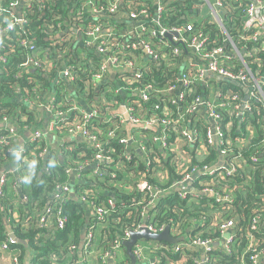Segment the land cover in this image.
Listing matches in <instances>:
<instances>
[{"label": "built area", "instance_id": "2783aa9c", "mask_svg": "<svg viewBox=\"0 0 264 264\" xmlns=\"http://www.w3.org/2000/svg\"><path fill=\"white\" fill-rule=\"evenodd\" d=\"M188 1L107 0L106 4L99 5L94 0H80L78 11H83L79 13L90 12L95 21L84 20L80 25L74 20L65 24L64 20L59 23V29L54 32L52 38L53 41L66 46L80 40L79 42L88 51H94L93 53L99 57L97 69L90 72L81 87L87 91L88 97L91 90L96 89V96L89 97L85 103L90 108L89 111L79 109L77 104L72 102L66 103V109L53 111L55 98L49 99L51 113L56 116V120L49 124V128L56 129L57 124L62 123L59 126L61 131L73 138L80 137L81 143L84 144L82 150L77 152V164L68 166L65 171L70 175L74 172L83 173L94 164L92 166L97 165V168L89 176L92 178L103 176L109 170V165L116 164L117 168L123 167V163L116 161L113 148L108 147L106 150L98 130L90 127V123L103 109L110 110L112 122L108 128V134L116 137L118 142L127 148L125 158L133 163L134 168H139L140 163L145 166V169L137 170L140 177L134 184V187L142 194L139 199L134 200L135 204L141 208L142 222L132 231L146 227L151 232L160 233L169 226L172 237H183L182 241L174 244L166 241L139 240L133 246L136 264H160L163 255H167L168 252L177 254L182 249H197L198 257L195 259V264H209V251L213 247L224 245L229 250L235 232L233 219H226L217 224L221 236L219 240H212L190 234L189 231L179 230L171 223L158 225L155 223L156 212L167 202V199L176 204L174 199H184L189 195L210 196L218 202L232 203L234 197L231 192L235 189L240 190L241 185L221 187L222 179L239 172L240 167L247 164L250 168H254L258 161L256 156H252L249 161L246 160L241 151L236 156H231L227 146L229 141L226 137V129H231V122L234 125V121H238V135L235 141L245 145L256 130V126L246 119V113L253 110L254 102L264 106V58L258 57L263 49L249 46L251 42H258L260 36H264V0H195L194 6L197 11L202 14L203 10H206L209 22L215 24L224 33V44L217 43L211 35L194 29L192 21L187 20V15L182 12ZM17 4L18 2L13 4L14 8ZM24 6H26L27 15L30 16L40 11L39 17L44 21L41 26L44 33L49 34V23L45 19L46 0H25ZM227 11L244 12L246 16L243 21L244 26L255 30L250 36L243 38L244 43L240 46L224 28L226 21L223 14ZM1 12L0 0V16ZM105 13H111L110 17L117 23L125 21L129 24L128 28L124 29L120 36L115 35L113 28L115 25L103 29V24L99 23V16ZM77 18L75 13L74 19ZM26 21L28 19L21 13V17L14 18L10 29L14 28L15 22L25 23ZM4 28H6L5 25L0 22V33ZM167 33H172L175 41H180L187 50L179 45L169 52H164V44L168 40ZM20 43L26 45L27 41L21 40ZM30 48L33 50V55L26 63L29 69L37 68L44 74L54 68L48 48L43 49L36 45H31ZM142 50L157 66L170 69L171 76L164 86L157 87L154 81L140 84L143 76L149 74L148 68L139 66L137 63V55H141ZM9 53L7 43L0 41V60L6 61ZM55 56L57 60L61 58L59 52ZM61 60L65 61V64L56 70L58 83L62 80H66L69 84L74 83L78 79L75 65L68 63L65 58ZM174 64L178 65V68L174 69ZM117 74H120L119 78L123 84L117 83L114 90L117 101L114 102L103 94L100 96L97 89L107 88ZM222 78L237 81L242 88L241 91L238 92L220 84L223 81ZM230 80L223 82L230 83ZM70 91L75 90L73 88ZM153 93L163 96L152 104L154 109L160 110V113L149 112L146 105L152 100ZM131 96L134 98H130ZM121 100L124 104L126 103L129 119L136 129V132L125 136L117 133L125 121L117 119L112 114L115 105L121 103ZM24 102L34 105V102L28 98H24ZM223 110H227L230 117L227 123H224ZM73 111L75 113L71 114ZM192 121L196 123L193 124ZM3 122L7 126V133H0V144L12 145L18 131L27 130L26 127L21 130L8 123L7 117L3 118ZM199 123L204 124V132L198 126ZM261 130L264 133V118ZM43 137V130H34L30 142L36 143ZM129 140L134 143L133 149L138 156H134L129 149ZM210 147L218 149L222 162L221 159L215 164L199 165L193 162L197 155H204L206 158ZM9 151L19 155L23 150L10 146ZM87 151L94 152L92 158L85 156ZM260 153L264 155V138ZM46 155H48V148H41L39 156L45 158ZM167 162L176 168L180 176L174 178L169 184L163 185L170 176ZM218 163L221 165L216 167ZM200 175H206V178L200 180L197 186ZM111 177L118 178V174L111 171ZM6 181V173L3 172L0 177V194ZM68 183L58 185L59 189L54 193L53 199L61 201L69 199ZM93 194V191L88 189L81 191L80 194L76 191L74 194V198L88 209L89 217L87 219L86 216L80 244H73L70 247V250L77 251L79 256L73 264H112V262L116 263L122 253L127 254L125 246L122 249L119 247L123 245L121 240H114L113 245L103 251L99 248L106 233V231H100L101 222L107 219L109 209H114L116 202L113 197H110L101 203H95V200L90 197ZM99 196L98 192L97 197ZM51 218L60 229L65 228L68 221V216L63 213L61 206H56L52 210L49 208L47 214L39 219V226L46 227ZM10 234L11 232L8 238L0 241V264H22L19 253L15 250L18 243L10 237ZM226 234H229V237H226ZM130 237L131 231L124 239L128 240ZM156 249L161 251L160 256L156 253ZM253 252L251 256L253 264L264 261V246L254 247ZM148 255L153 256L151 260H148ZM186 258L178 261L172 256H167L166 263L184 264ZM130 261L124 258L118 264H131Z\"/></svg>", "mask_w": 264, "mask_h": 264}, {"label": "trees", "instance_id": "16d2710c", "mask_svg": "<svg viewBox=\"0 0 264 264\" xmlns=\"http://www.w3.org/2000/svg\"><path fill=\"white\" fill-rule=\"evenodd\" d=\"M15 1L1 0L0 22L4 21L5 24L14 21L17 14L13 6ZM106 2L107 0H99L98 4H106ZM79 3L80 0H46L45 19L49 23V34L43 31L41 25L44 21L39 17L40 11H38L32 16L26 15L25 18L28 21L25 23L15 22L14 28L5 37L1 38V42L7 43L10 53L7 55L6 61L0 60V121L3 122V118L7 117L8 123L21 128V130L25 127L27 130L32 131L43 130L44 114L41 108L28 105L24 102V98L38 104L41 94L52 93L55 97L53 111H57L58 109H66V103L69 104L73 100H83L86 103L89 97L96 96L97 93L94 92L90 93L88 97L87 91L81 87L84 85V80L89 77L90 72L95 71L97 68L90 70L88 65L81 64L80 66L72 56L65 55L64 58L68 63L75 65L78 79L72 84L62 80L56 84L55 88H52L51 81H49L50 76H53L56 72L55 69L62 68L65 61L52 60L55 67L44 74L40 69H29L26 66L28 59L33 55L31 45L43 49L48 48L50 57H54L56 53H61L66 49L65 44L57 43L52 39L54 32L59 29L60 22L65 20V24H69L74 20L76 24L81 25L84 20L94 18L90 12L80 14L79 11L82 12L83 10L78 11ZM195 3V0H189L187 6L182 10L185 15H190L189 20L192 21L194 29L205 32L211 35L212 39H216L217 43L224 44V33L215 24L209 22L206 10H203L202 14L197 11L194 6ZM75 13L78 16L77 19H74ZM110 15L112 14L105 13L99 16V23L103 24V29L115 25L113 27L115 35L120 36L129 24L125 21L117 23ZM223 15L226 21L224 22V28L239 46L244 43L242 40L245 36H250L255 31L244 26L243 21L246 17L244 12L227 11ZM21 40H26L27 44L21 45ZM249 46L250 48L263 49L258 57L264 58V36H260L258 42H251ZM93 52L88 51V55L95 61L97 66L99 57ZM142 62V55H137V63L143 67ZM251 66L254 67L255 65L251 64ZM155 70L158 71L154 74H145L140 84L154 81L155 86H164L171 73L163 76L164 67ZM119 75L117 74L112 78L107 88L105 87V89L99 91L100 93L98 92L100 96L103 94L106 98L114 102L117 101L114 90L117 83L123 84ZM222 84L226 88L238 92L242 89L240 85L227 82H222ZM73 88L75 97L71 93L73 91H70ZM67 98L70 101H66ZM162 98L161 94H152V100L146 103L149 112L158 111L160 113V110L154 109L152 104ZM109 111L103 109L90 123V127L98 130L106 150L108 147L113 148L116 161L123 163L124 168H117L116 164L109 165V170L103 176L95 178H89L90 173L87 174V172L90 170H87V172H84L86 173L85 179L87 182L76 184L77 194L85 189L93 191L94 194L90 197L95 200H93L95 203H101L110 197L115 199L116 207L109 209L107 219L101 222L100 231H106L104 241L99 245L102 251L111 247L114 240L124 242L128 232L134 230L142 222L140 218L141 208L135 204L136 199H139L142 194L134 187V184L140 177L137 170L145 169L143 163H140L139 168H134L133 163L125 158L127 148L120 144L116 137L108 134V128L112 122ZM74 113L75 111L71 112V114ZM222 113L225 116L224 123L229 122L230 117L227 110H223ZM263 118L264 106L259 102H254V108L251 112L246 113V119L256 126V130L245 145H240L235 141V137L238 135V121L235 120L234 125L231 122V129H226V137L229 141L227 146L230 149L231 156H236L241 151L246 160L249 161L252 156H256L258 160L254 168H250L248 164L245 166L240 165L242 167H240L239 172L227 175L222 179L221 187L241 185L240 190L235 189L231 192L234 197L232 203L218 202L210 196L194 197L189 195L184 199H174L176 204H174V201L167 199V202L161 205L156 212V224L171 223L173 227L179 228V230L189 231L190 234L212 240H219L221 236L217 224L226 219H233L235 232L229 245L230 249L227 250L224 245L213 247L209 251V264H253L251 260L254 253L253 248L264 246V155L260 153L264 138V133L261 130ZM61 124H57L56 128L60 133L63 132L59 128ZM198 126L202 132L205 131L203 123H199ZM6 128L7 126L5 128L1 127L0 133H7ZM119 132L117 130V133ZM10 146L16 147L14 142ZM10 146L0 144V170L2 171L4 166L14 159L22 163L19 175L22 179L21 184L24 192H26L27 203L16 207L17 196L15 192L17 193V191L14 183L18 174L14 177L12 173L6 172L7 181L0 194V241L8 238L10 232H13L17 238L27 241L28 245L18 243L15 249L19 253L22 264H73L79 256L77 251L72 252L70 247L73 244L79 245L81 242L83 226L86 222V210L75 198L61 201L53 199V195L59 189L58 185L69 181L70 174L65 170L68 166L77 164V152L82 150L84 144L77 141L64 142L62 145L64 163L57 161L54 153H49L46 160L39 156V150L48 147L45 138L36 143L29 141L27 148L21 151L19 155L9 151ZM84 150L86 151V149ZM132 150L133 155L138 156L137 152L134 149ZM208 151L209 154L202 161L194 158L193 162L199 165L215 164L218 161V149L210 147ZM93 155V151L85 153L86 157L89 156L88 158H92ZM167 164L170 176L163 185L169 184L174 178L180 176L174 166L168 162ZM45 167L46 169H44ZM29 169L32 170L31 173H29ZM111 171H115L118 178L113 179ZM205 178L206 175H200L196 185L198 186L200 180ZM92 181L95 185H92ZM98 192L100 193L99 197H97ZM56 206H61L63 213L68 216L65 228H57L53 218L49 220L46 227H40L39 219L47 214L49 208L52 210ZM119 247L122 249L124 245ZM156 253L159 256L162 254L158 249H156ZM52 255L53 257H51ZM167 256H172L173 259L178 261L187 257L184 264H195L198 250L182 249L177 254L168 252L167 255L162 256L160 264H167ZM125 258L131 260L128 254L125 255ZM260 264H264V261H261Z\"/></svg>", "mask_w": 264, "mask_h": 264}, {"label": "crops", "instance_id": "0c3cea01", "mask_svg": "<svg viewBox=\"0 0 264 264\" xmlns=\"http://www.w3.org/2000/svg\"><path fill=\"white\" fill-rule=\"evenodd\" d=\"M15 2H18L17 7L14 8V11L17 13L15 17L16 18L21 17V13L24 15V17H26L27 9H26V6H24L25 0H16ZM94 2L96 4H98L99 0H94ZM93 14H95V12ZM189 18H190V15H187V20H189ZM86 21L92 22V21H95V18L90 19V20L87 19ZM3 22L4 21H2L1 23H3ZM11 24H12V21H9L8 23L4 24L6 28L3 29L2 33H0V41H1V38L5 37L4 34H8L10 32V30H11L10 25ZM170 34H171L170 37L166 35L168 40L164 44V48H163L164 52H169L172 48L179 46V45L182 46V48L186 49V47L180 41H175L174 35L172 33H170ZM79 41L80 40H76L74 42L69 43L66 46V49L60 53L61 58L58 60L63 59L65 55H67L68 57L72 56L74 61L77 62L80 66H81V64L88 65V68L90 70L97 68L95 61L88 55L87 49ZM141 55L143 57L142 65H144L145 68L149 69V74H154L156 71H158L155 69L160 68V67L157 66V64H155L154 61H152V59L148 56L147 53H145L144 50H142ZM56 58L57 57L55 55H54V57L53 56L50 57L51 60H55ZM54 67H55V64H54ZM176 68H178V65L174 64V69H176ZM180 68L181 67H179V69ZM56 70L57 69H55V71ZM162 73L164 74L163 76L169 75L170 69H165ZM57 80L58 79H57V71H56L53 74V76H50V80H49V81H51L52 88L53 87L55 88L56 84H58ZM222 82L223 81H221L220 84H222ZM99 91H100V89H97V92H99ZM94 92H96V89L91 90V93H94ZM71 93L73 95L75 92L73 91ZM73 96L75 97V95H73ZM50 97L55 98L52 93L47 92V93L41 94L39 103L34 104L33 106H35L36 108H37V106L39 108H41V110L44 114V121H43V127L42 128H43V134H44L43 138H45L47 140V144H48V147H47L48 148V154L54 153L57 161H59L60 163H64L65 158H64V153L62 150V145L64 144V142H75V141L81 142L82 139L80 137L79 138H73V137L69 136V134L66 132L60 133L54 128L52 130L49 128V124L51 122H53L54 120H56V116L52 115V113H51V106L49 105ZM124 97H125V95H124ZM122 100H121V103H118L115 105V108L112 110V114L114 116H116L117 119L120 118V119H123L125 121L124 124H122L120 126V128L118 129L120 131L119 134L121 136H125L129 133L136 132V129L133 127L132 122L129 119V113H128L127 105H126V103L124 104ZM66 101H70V99L67 98ZM72 103L77 104V107L79 109H82L83 111H89L90 110V108L87 107V105L85 104V102L83 100H80V101L73 100ZM191 123L194 124L196 122L192 121ZM5 126H6V124L4 122L0 121V128L1 127L5 128ZM32 132L33 131L30 129L24 130V131H18L17 137L13 138V142L15 143V146L17 149L25 150L27 148L28 142L30 141V138L32 136ZM128 147L130 150H132L134 148V143L131 142L130 140L128 142ZM47 156L48 155L45 156V158H44L45 160L47 159ZM195 158L198 161H202L205 157H204V155H197ZM219 159H220V157L218 156V160ZM92 165H94V164H92ZM92 165H90L91 167H88L86 170H84V172H87V170H90L87 172V174L90 173V175H92V172L97 168V165H96V167L92 166ZM21 167H22V163H20L16 159H14L10 163H7L2 170L4 173H6V172L12 173L14 175V177H15V175L18 174V177H15L16 180L14 183V186L16 187V191H17V193L15 192V194L17 196L16 207L27 203V201H25L26 192H24L23 185L21 184L22 179H21V176L19 175V172L21 171V169H20ZM44 169H46V167ZM2 171L0 170V173H3ZM31 171L32 170L29 169V173H31ZM84 172L83 173H80V172L71 173L70 179L68 181L69 183L67 185V191L69 193V198H74L77 183L86 182V179H85L86 173H84ZM93 184L95 185V183H93ZM13 200H14V197H13ZM18 208H20V207H18ZM85 210H86V216L88 219V217H89L88 209L85 208ZM152 257H153L152 255H148V260H151ZM124 258H125V255H124V253H122L121 257L116 260V263L118 264ZM116 263L112 262V264H116ZM130 263H131V261H130Z\"/></svg>", "mask_w": 264, "mask_h": 264}, {"label": "water", "instance_id": "95a60500", "mask_svg": "<svg viewBox=\"0 0 264 264\" xmlns=\"http://www.w3.org/2000/svg\"><path fill=\"white\" fill-rule=\"evenodd\" d=\"M167 36H171L170 33H167ZM223 81H229L230 79L227 78H222ZM230 83L234 84V85H238L237 81H233L230 80ZM247 98V97H246ZM221 162H222V158ZM221 165V163H218L216 165V167H219ZM2 173H0V177H1ZM226 237H229V234L225 235ZM10 237L13 238L15 240L16 243L19 244H23V245H27L25 240L16 238L15 234L13 232H11ZM139 240H146V241H166L168 243H178L180 241L183 240V237H172L170 234V227L167 226L162 232L160 233H154L148 230V228L146 227H141L139 230L137 231H131V237L128 240H125L123 242V245L126 247V252L128 254V256L131 259V264H136V257L133 254V246L136 242H138Z\"/></svg>", "mask_w": 264, "mask_h": 264}]
</instances>
